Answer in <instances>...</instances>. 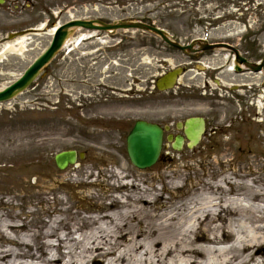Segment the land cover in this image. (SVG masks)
Listing matches in <instances>:
<instances>
[{"label": "rangeland", "instance_id": "1", "mask_svg": "<svg viewBox=\"0 0 264 264\" xmlns=\"http://www.w3.org/2000/svg\"><path fill=\"white\" fill-rule=\"evenodd\" d=\"M4 3L0 5V53L21 37L25 41L22 52L0 54V91L48 48L53 27L72 20L146 23L165 30L182 46L195 40L229 42L251 63L264 58V0ZM68 41L24 95L0 106V200L16 207L0 205L1 213L20 214L18 206L39 195L45 203L33 202L25 213L49 210L57 198L63 209L72 207V213L100 216L101 206L110 205L114 197L122 202L130 192L113 190L119 185L113 172L125 171V185L153 190L165 201L177 196V203L194 187L201 190L204 183L228 189L222 184L224 178L249 185L255 178L264 180V70L229 72L232 58L224 60L222 54L194 63L159 37L134 30L113 35L78 30ZM177 68L185 74L176 89L161 93L154 88L160 76ZM211 114L218 117L219 126H214L215 131L208 127L197 148L184 146L176 152L165 140L160 161L151 169L137 170L129 161L126 139L138 121L159 125ZM169 131L166 136L181 134ZM17 145L28 147V156H34L32 145L46 146L50 159L21 166L14 152ZM68 151L83 155L77 163L85 177L91 175L82 178L83 185L55 177L74 168L58 171L56 167L55 157ZM53 189L59 193L52 194ZM104 229L110 230L106 225Z\"/></svg>", "mask_w": 264, "mask_h": 264}, {"label": "bare ground", "instance_id": "2", "mask_svg": "<svg viewBox=\"0 0 264 264\" xmlns=\"http://www.w3.org/2000/svg\"><path fill=\"white\" fill-rule=\"evenodd\" d=\"M43 29L42 26L37 31ZM56 29L53 27L52 34ZM24 41L25 37H21L15 44H7L1 56L22 52ZM233 66L227 71L232 72ZM27 148L17 145V164L49 161L48 147L32 145L34 156L26 155ZM69 166L64 170L57 168L69 169L55 173V177L83 185L85 173L81 164ZM124 173H112L119 184L113 190L120 194L130 191L129 195H123L122 202L117 197L111 199L110 205L101 206L103 214L97 217L72 213V207L63 209L64 203L57 198L49 210L25 213L33 202L45 203L39 195H34L35 201L22 202L18 206L20 214L0 212V264H264L261 178L251 180L250 185L224 178L222 184L228 189L217 183H204L201 190L194 187L177 203V196L165 201L153 190H140L134 183L125 185ZM90 177L89 174L85 178ZM51 193L59 192L53 189ZM0 205L16 209L11 201L0 200Z\"/></svg>", "mask_w": 264, "mask_h": 264}, {"label": "water", "instance_id": "3", "mask_svg": "<svg viewBox=\"0 0 264 264\" xmlns=\"http://www.w3.org/2000/svg\"><path fill=\"white\" fill-rule=\"evenodd\" d=\"M5 0H0V4H4ZM77 30H87V31H97V32H106L110 35L115 34L119 31H141L146 32L152 35H156L162 39L164 43L172 48H176L181 52H186L187 50L191 51V46H181L177 43H173L166 33L162 30L149 26L147 24H141L138 22H115L113 24H106L104 22H100L98 20L85 21V20H72L69 23H66L56 29L54 33V37L52 38V43L47 48L44 53L40 57H38L33 64L23 73V76L18 80L13 82L12 85L4 88L0 91V105L4 103H9L14 101L17 97L23 95V93L34 84V81L42 74L43 69L52 63L51 61L57 53L63 48V45L67 42V40L72 37V35ZM216 47L221 48H229L227 45H220ZM215 47V48H216ZM232 50V48H231ZM236 53V63L241 65H245L247 69L251 72L258 73L263 69V64H252L247 62L246 59L242 58L238 51L233 50ZM239 65L236 67V71H241ZM182 74L181 69H176L171 72L166 73L161 78H159L155 84V88L160 92H167L169 90L174 89L175 84L177 83V79ZM192 123L196 128L185 129L186 137L190 142L189 148H194L200 143L202 138V134L205 131L204 120L199 118L196 120H190L187 123ZM163 135L164 130L155 124L145 121H138L132 131L129 133L127 138V153L129 157V161L133 166L138 170H146L150 169L153 165H155L161 154V147L163 144ZM168 142H173V148L176 151L182 150L184 139L183 137H177V139H173L172 136L169 135ZM83 158V155L80 156ZM77 160V153L73 151L62 152L59 153L55 158V164L61 170L66 169L69 164L75 165Z\"/></svg>", "mask_w": 264, "mask_h": 264}, {"label": "flooded vegetation", "instance_id": "4", "mask_svg": "<svg viewBox=\"0 0 264 264\" xmlns=\"http://www.w3.org/2000/svg\"><path fill=\"white\" fill-rule=\"evenodd\" d=\"M212 45H216V44H222V42H216V43H210ZM229 45L235 47L233 44L228 43ZM205 48V46H203V49ZM217 54H222V55H228L229 58H231L234 54L233 51L231 50H216V51H210V50H206V51H202L200 50V45L197 44L196 48L194 50V53L188 54L186 57L191 60L194 63H202L204 60H206L208 57H211L213 55H217ZM180 84V83H178ZM209 101L211 102V104H213L215 102L214 99H209ZM201 117V116H199ZM191 118H196V117H189L188 119H185L183 121H179V122H169L168 124H159L165 131H169V130H177L179 131V129H190V128H196L193 127L192 124H190L189 126L186 127V123L187 121H189V119ZM204 119L205 121V127H212L211 129L215 131V127L214 126H219L218 125V117L214 114L209 115V117H201ZM182 137H185L184 131H180ZM216 132L211 133V135H215ZM185 140H187V137H185Z\"/></svg>", "mask_w": 264, "mask_h": 264}]
</instances>
